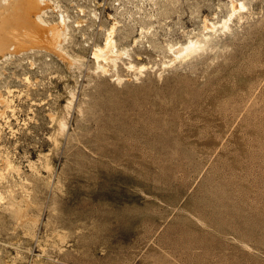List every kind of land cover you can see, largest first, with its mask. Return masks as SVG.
I'll list each match as a JSON object with an SVG mask.
<instances>
[{
	"label": "rangeland",
	"instance_id": "rangeland-1",
	"mask_svg": "<svg viewBox=\"0 0 264 264\" xmlns=\"http://www.w3.org/2000/svg\"><path fill=\"white\" fill-rule=\"evenodd\" d=\"M74 1L95 9L65 47L79 67L0 62L14 109L0 155L15 166L0 175V264H264V0H242L223 33L226 0ZM108 14L120 47L138 37L140 73L90 58L83 33L101 42ZM205 15L209 46L174 59L169 44L204 39Z\"/></svg>",
	"mask_w": 264,
	"mask_h": 264
},
{
	"label": "bare ground",
	"instance_id": "bare-ground-1",
	"mask_svg": "<svg viewBox=\"0 0 264 264\" xmlns=\"http://www.w3.org/2000/svg\"><path fill=\"white\" fill-rule=\"evenodd\" d=\"M170 3L172 2L170 1ZM68 4L72 7L74 6V10L77 13L73 18L69 14V11L60 4L59 0H0V62L11 56H21L26 53L40 52L54 54L56 57L62 59V61L64 59L68 65H77L79 67V57L69 54L65 47L66 44L70 43L69 38L71 29L76 27L79 30L82 28L81 26L87 25L89 22L88 17L94 16L95 12L93 8L88 10L86 6L78 5L74 0H69ZM224 6L226 8L225 16L222 18V23L218 25L220 27H218V29H220L221 33H223L224 30L230 29L228 22L234 20L239 22L242 20L244 17L242 11H244L247 5H245L242 0H226ZM218 7L220 6L218 5ZM216 14L217 12L214 13V15ZM50 15L54 16V18H50ZM108 16L112 21L107 27H103L101 42L92 43L90 45L89 56L96 63L95 67L103 73H108L111 68L116 70L117 62L125 57L129 59L125 68L139 71L138 73H140L145 67L144 64L135 65L130 61V49L135 45L138 37H134L129 45L120 47L115 36L117 26L119 25L118 20L116 17H112L109 14ZM201 22L203 31H200V29L199 31L202 33L205 31L203 35L200 33L201 37L203 36L202 38L204 39H199L200 36L199 38H196L197 36H188L185 42H178L176 44L168 43L169 46L166 45V47L168 46L167 50L174 55V59H186L194 55V53L204 48L205 44L210 40L209 38L212 37L210 32L217 31L216 23L212 21V18L210 21L205 15L202 17ZM232 27H234V25ZM144 30L145 29L141 27L140 33ZM232 33L233 32H231V34ZM83 35L86 37L85 32ZM224 35L221 37H224ZM28 63H30L31 67L34 66L33 59H28ZM24 78L28 82L31 81L28 79L29 77L25 76ZM116 78L120 80L121 77L119 78L116 74ZM1 90L2 89H0V116L4 118L6 110L13 111L14 109L11 107L12 105H10L11 100L8 98V95L2 93ZM5 91L9 94L12 90L7 89ZM71 92L67 104L68 106H71L72 100L74 99V92H72L73 94ZM67 126V123L62 122V130L63 128L65 130ZM6 155L4 157L0 155V175H3L15 167Z\"/></svg>",
	"mask_w": 264,
	"mask_h": 264
},
{
	"label": "built area",
	"instance_id": "built-area-1",
	"mask_svg": "<svg viewBox=\"0 0 264 264\" xmlns=\"http://www.w3.org/2000/svg\"><path fill=\"white\" fill-rule=\"evenodd\" d=\"M95 1H96L95 3L97 5V7H100V8H102V10H104V8L106 6L105 2L107 0H100V1L99 0H95ZM102 1H103V3H102ZM120 3H122V0H115V4L116 5H119ZM93 10H95V9H93ZM97 18H98V16H95V19H97ZM97 27H99V25ZM98 29H100V28H98ZM92 33L93 32H89V34L86 37H82V39L85 40L84 44L89 46V45H91L94 42Z\"/></svg>",
	"mask_w": 264,
	"mask_h": 264
}]
</instances>
